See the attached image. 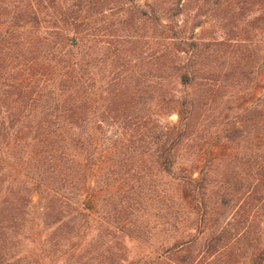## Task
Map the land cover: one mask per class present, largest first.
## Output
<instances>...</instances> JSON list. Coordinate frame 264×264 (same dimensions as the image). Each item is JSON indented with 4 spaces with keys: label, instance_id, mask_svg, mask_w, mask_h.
<instances>
[{
    "label": "trees",
    "instance_id": "obj_1",
    "mask_svg": "<svg viewBox=\"0 0 264 264\" xmlns=\"http://www.w3.org/2000/svg\"><path fill=\"white\" fill-rule=\"evenodd\" d=\"M6 1L0 0V264H57L73 245L91 244L96 228L82 195L92 183L79 163L95 164L97 132L107 116L132 126L131 117L149 103L165 102V89L155 95L156 90L130 87L132 80L152 76L161 84L194 86L203 79L199 46L191 33L187 37L188 20L180 19L188 0ZM139 20L163 41L156 75H129L123 56H115V67L106 47L114 26L128 28ZM116 47L124 50L121 42ZM172 102L177 122L160 125L144 147L154 151L160 171L177 181L178 231L171 246L160 253L141 249L140 258L148 254L155 262L167 256L192 264V245H202L209 255L223 253L225 245H262L248 253L227 251L246 254L242 264H264V229L256 235L252 224L264 212V146L253 160L223 154L227 166L221 169L217 152L190 150L196 99L185 92ZM232 162L247 165L239 168L242 176ZM104 259L119 264L125 251L112 250Z\"/></svg>",
    "mask_w": 264,
    "mask_h": 264
},
{
    "label": "rangeland",
    "instance_id": "obj_2",
    "mask_svg": "<svg viewBox=\"0 0 264 264\" xmlns=\"http://www.w3.org/2000/svg\"><path fill=\"white\" fill-rule=\"evenodd\" d=\"M180 19L188 20L187 37L191 33L192 40L198 43L196 52L203 79L191 88L169 81L161 84L152 76L141 77L140 83L131 81L130 87L156 90L155 95L165 89L169 94L165 102L154 100L139 115L132 116V126H123L122 118L107 116L103 129L97 132L101 145L95 164L87 166L82 159L79 163L92 183L82 195L85 211L92 216L96 228L91 244L75 248L73 245L57 264H105L104 256L119 249L125 251V259L119 264H177L171 257L154 262L151 255L140 258L138 254L141 249L160 253L171 246L178 231L181 205L177 181L160 171L156 154L144 147L152 144V136L160 125L177 122L174 96L188 92L196 99L191 118L196 137L190 150L202 154L217 152L218 162L223 163L221 169L227 166L223 154L246 159L264 146V116L258 117L254 111L259 107L264 114V0H188ZM142 24L141 20L128 28L117 24L106 36L110 41L106 47L113 51L111 56H123L129 75L147 77L151 71L156 75L163 41L148 33L150 30L145 31ZM119 42L122 51L116 47ZM102 46L103 43L97 45L95 51L101 54ZM117 61L115 57V67L119 66ZM130 102L132 109L136 107L135 101ZM236 162H232V167L236 165L234 171L238 169L240 173L239 168L247 165ZM252 224L258 235L264 229V212L254 217ZM78 246L83 249L75 255L73 251ZM259 246L262 245H225L247 253ZM227 249L209 255L202 245H192L196 257L192 264H242L246 260V254L231 256ZM46 264H56V260H47Z\"/></svg>",
    "mask_w": 264,
    "mask_h": 264
}]
</instances>
